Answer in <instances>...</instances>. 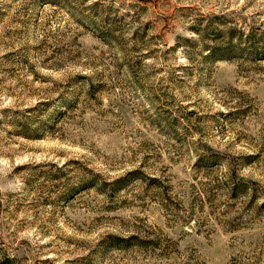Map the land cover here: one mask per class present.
Returning <instances> with one entry per match:
<instances>
[{
  "label": "rangeland",
  "instance_id": "1",
  "mask_svg": "<svg viewBox=\"0 0 264 264\" xmlns=\"http://www.w3.org/2000/svg\"><path fill=\"white\" fill-rule=\"evenodd\" d=\"M0 264H264V0H0Z\"/></svg>",
  "mask_w": 264,
  "mask_h": 264
},
{
  "label": "trees",
  "instance_id": "2",
  "mask_svg": "<svg viewBox=\"0 0 264 264\" xmlns=\"http://www.w3.org/2000/svg\"><path fill=\"white\" fill-rule=\"evenodd\" d=\"M253 55H257V53H253Z\"/></svg>",
  "mask_w": 264,
  "mask_h": 264
}]
</instances>
